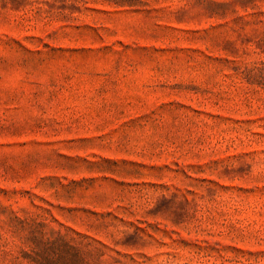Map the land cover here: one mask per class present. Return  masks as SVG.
<instances>
[{
    "label": "rangeland",
    "instance_id": "374dc122",
    "mask_svg": "<svg viewBox=\"0 0 264 264\" xmlns=\"http://www.w3.org/2000/svg\"><path fill=\"white\" fill-rule=\"evenodd\" d=\"M0 264H264V0H0Z\"/></svg>",
    "mask_w": 264,
    "mask_h": 264
}]
</instances>
